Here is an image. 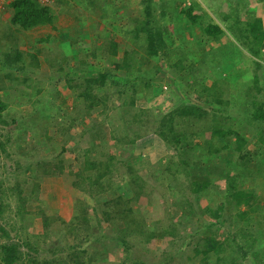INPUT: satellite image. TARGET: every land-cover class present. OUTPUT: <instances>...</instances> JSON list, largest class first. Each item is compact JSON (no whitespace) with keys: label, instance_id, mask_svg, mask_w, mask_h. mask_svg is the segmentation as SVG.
Instances as JSON below:
<instances>
[{"label":"trees","instance_id":"1","mask_svg":"<svg viewBox=\"0 0 264 264\" xmlns=\"http://www.w3.org/2000/svg\"><path fill=\"white\" fill-rule=\"evenodd\" d=\"M56 1L61 3L64 0ZM119 1L121 10L118 8L116 15L109 13L104 20L112 21L117 18L119 21L124 16L125 10H129L133 16L136 14L132 10L131 0ZM146 1L151 3L153 0H141V3H147ZM232 1L235 13L227 18L222 15L221 22L224 25L215 23L198 2L192 1L186 7L180 6L181 4L178 3V12L185 17V21L191 26L197 25L200 29L201 38L197 37L199 40H193L187 49V46L183 48L179 46L180 44L175 46L173 35L166 29L165 22L175 16V14L173 15L174 9L163 10L160 18L157 15L149 18L144 14L137 18L138 21L134 27L126 32L132 35L134 47L137 46L139 50L145 52L148 63L147 65L139 64L138 70L143 71L140 79L129 80V75L133 74V72H129L123 79L122 87L117 90L120 96V98L118 97L120 105L131 116L126 124L118 127L121 134L115 138V141L120 146V150H123L124 146H134L135 151L141 155L120 159L116 166L103 153L91 158L88 150H83L80 155L77 154L74 157L76 163L80 164L79 169L75 171L63 159L69 148L66 136L72 131L71 127L76 124L75 116L85 114L86 117L91 116L95 107L107 109L109 97L106 91L103 92L101 88L105 85L110 74L98 72L94 76L87 77L84 74L80 75L77 71L69 70L71 68L69 61L81 57L77 54L55 56V64H47V55L51 56L50 52L52 51L49 49L50 47L46 46L47 39L43 36L33 38L35 45L32 50L27 51L26 42L32 37L26 32L47 26L55 29L53 26L56 16L50 6L43 5L37 0H13L8 7L11 10L10 27L4 34L1 33L2 37H0L6 41L8 48L3 53L0 62V68L7 69V72L2 74L3 79L6 83L14 84L19 80L20 74L31 72V76V74L41 71L43 64L46 63V71L40 75H43L45 80H50L47 72L57 73L60 78L66 81L67 88L75 93L70 103V113H67L70 122L61 127L63 131L61 135L54 136L53 141L49 142L51 157L37 155V159L34 161L32 160L34 152L30 150L24 152L26 157L23 155L22 165L28 164L36 169L32 179L37 181L43 176L60 179L65 186L64 191L72 193L73 190H77L88 195L93 203V212L96 208H105L110 205L118 208L119 202L126 203L129 207L130 203L137 201L139 197L151 196L149 184L143 178V173L138 170L141 169L139 168L141 165H144L143 162H146V170L159 185V192L173 193L180 199L193 196L205 212L211 210L206 204L213 201L214 196L217 195L215 186L219 181H226L234 189V193L225 197L224 204L218 209L216 208V211L224 209L232 215L237 212L234 216L243 222V232L239 233L242 228L236 232L243 243H237L235 234L229 235L232 242L237 243L234 245L237 257L245 260L248 255H251L257 262L256 264H264V240H258V237L249 231L254 217L260 218L264 223L263 207L259 206L263 201L258 196L254 199L255 204L249 202V197L253 194L254 189H252L253 191L246 190L245 184L242 182L243 177L248 178L251 175L246 163L250 160L251 155L249 154L250 146L247 145L250 136L256 137L253 145L256 143L258 166L264 167V76L258 73L264 63L257 60L260 50L263 48L264 30L261 25L253 22L256 14L253 9L254 0ZM87 3L91 5L93 13H96L97 10L98 14L100 13L99 0H87ZM133 4L135 5L134 2ZM224 6L225 4L220 5V9H224ZM237 7L242 12H239ZM102 8L104 9V7ZM248 8L254 10V14L253 11L249 12ZM244 11L245 18H242L240 14ZM160 19H162V27L158 22ZM100 22L92 21L89 26L98 29L102 27ZM224 30L247 47L248 53L252 57L249 62L245 63L246 60L244 62L239 57L231 56L229 49L226 51V44L229 43L230 48L231 39H228ZM68 34L62 32L58 35V47L60 42H67L70 45L77 43L75 36L69 32ZM73 34L78 36L81 32L78 29ZM136 41H142L145 46L135 45ZM118 50V43L114 39L110 40L109 55L117 56ZM125 52L127 53V51ZM163 58L174 78L171 82L176 83V86L179 85L176 81L177 77L180 74H188L187 82L190 84L195 100L192 102L191 99L185 97L167 113L154 116L149 106L146 109L136 107L137 96L143 93L136 88L137 82H139L138 85L143 84L147 93L160 87L161 79L158 77V70L161 68L159 63ZM126 65H128V60L124 58L120 64L115 66L125 69ZM251 65H253V69H251ZM201 67L203 68L202 72L196 75ZM206 71L212 73L213 78L204 75ZM41 82L38 83L42 84ZM168 86L170 87V85ZM169 90L172 94L177 95L175 90L172 91L171 88ZM197 100L202 101V104ZM233 113H236V116ZM15 122L16 120L9 116L8 104L0 99V132ZM229 122H232V125ZM98 123L100 124V121ZM93 128L96 129L97 125ZM148 133L154 134L157 140L149 139ZM99 138L100 136H98V140ZM204 138L206 141L201 144V140ZM11 139V133H0V148L3 150V156L7 158L10 157V153L4 151L3 147ZM141 139L144 140L143 144L137 146V141ZM147 141H156L157 146L162 148L163 145L170 154L166 158L161 157L162 159L156 160L154 153L145 152ZM99 142L105 143L106 140L100 139ZM35 149L37 150V148ZM185 149L189 151L190 155L196 153L198 158L186 160ZM252 157L251 159H253ZM218 162L224 167H220ZM21 163L15 161L17 174L21 172L19 171ZM203 163L217 165L216 167L221 168L223 173L216 172V176H212L208 172L203 173ZM3 167L6 169V165L3 164ZM263 170L258 171L252 180H254L253 183H256L258 182L255 180L256 178L261 179V184L260 182L258 184L264 191ZM114 171L120 174L118 180L113 178ZM20 179L25 180V177L20 174L19 179L14 180L8 187H3L4 189L0 187V222L4 219L3 214L10 207L7 203L10 198L16 202L15 215L21 221L23 213L31 212L28 210L29 208L27 209L26 201L28 200L23 195L24 191L31 187V183H27L28 181L25 180L26 187L24 185L21 187ZM126 189L131 192V195L125 196ZM160 199L166 206V195L162 194ZM71 206V200H62L60 209L64 213L71 209ZM242 206L244 210H240ZM87 208L88 205L84 208H74L72 217H64L66 221L60 219L61 216L54 217L53 221H49V217H43L40 234L31 233L27 225H21L22 236L11 238L7 229L0 225V264H98L97 262H101V264H143L140 259L132 260L133 244L131 240L134 237H139L143 242H146L156 231L149 227L141 228L134 219V221L125 220L123 230L118 231L115 226L113 230H116L117 236L112 238V242L117 241L116 249L122 250L124 256L119 263L110 262L107 261V257L110 258L108 245L92 249L87 246L91 244L97 246L96 243L101 240L104 241L103 244H109L104 235L99 238L97 231H101L100 225L113 220L115 215L112 212L110 214L104 212L102 218L95 217L94 222L98 227L95 232V228L90 224L91 218ZM130 211L133 210L130 209ZM212 218L219 219L220 215L215 213ZM176 224V222L165 223L158 239L168 240L169 237H175ZM261 229L264 231L262 227ZM193 237L190 236V238ZM4 238L6 240H3ZM190 238H187L186 245H184V247L191 245L187 252V262L226 264L230 259L225 255L227 249L224 242L217 243L215 240L201 237L191 244ZM259 241L262 244L261 248H255ZM231 246L232 243L228 246V254ZM237 257L233 256L230 260Z\"/></svg>","mask_w":264,"mask_h":264},{"label":"rangeland","instance_id":"2","mask_svg":"<svg viewBox=\"0 0 264 264\" xmlns=\"http://www.w3.org/2000/svg\"><path fill=\"white\" fill-rule=\"evenodd\" d=\"M105 1L99 0L98 9L100 13L98 14V10L96 13L91 11L92 7L87 3V0H64L61 3H57L56 0H50L47 6H50L56 16L53 26L55 29L47 26L26 32L32 37L31 40L26 42L27 51L32 50V47L35 45L33 38L43 36L47 39L46 46L50 47L49 49L52 51L50 52L51 56L47 55V64H55V56L60 57L77 54L81 57H76L69 61V66H71L69 70L77 71L80 75L84 74V76L87 77L94 76L98 72H108L110 74L105 85L101 88L103 92L106 91L109 97L107 109L103 110L102 107H95V109L92 110L91 116L86 117V114L83 116H75L74 119L76 124L74 127H71L73 128L72 131L66 136V140L69 141V148L64 154L63 159L64 162L70 165L75 171L79 169L80 164L76 163L74 157L77 154L80 155L83 150H88L91 158L97 157L100 153H103L105 156H108L111 162L116 166L117 161L120 159H129L133 155H141L135 151L136 148L134 146H124L123 150H120V146L115 141V138L119 137L121 134L120 128L118 127L126 124L131 116L126 113L125 109L120 105V100H118L120 96L117 90L122 87L123 79L127 77V73L129 72H133V74L129 75V80L140 79L143 71L138 70L139 64L143 63V65H147L148 63L145 52L139 50L137 46L134 47L132 35L126 32L134 27L138 21L137 18L141 14L149 18L153 17V15H157V17L160 18L163 10L174 9L173 15L175 14V16H172L173 18H171L170 21L167 20L165 22L166 29L173 35V43L175 46L180 44V47L185 48L187 46V49L193 40H199L197 37L201 38L199 34L200 29L197 25L191 26L185 21V17L178 12V3L181 4L180 6L186 7L192 1L198 2L209 14L211 19L215 23H220V25H224V23L221 22L222 15L227 18L235 13V6L232 0H181V2L180 0H153L151 3L146 1L147 3L144 4L141 3V0H131L132 10L136 12L134 16L129 10H125L122 19L118 21L117 18H114L112 21H109L108 19L104 20L106 15L109 13L116 15L120 6L118 1L108 5L105 4ZM255 1L259 7L264 6V0H254V2ZM224 4V9H220V5L222 6ZM102 7H104V9ZM238 9L240 8L237 7V10ZM248 10L249 12L253 11L254 14V10L249 8ZM238 11L242 12L240 10ZM10 16V10L0 13V35L1 33L4 34L7 28L10 27ZM240 16L245 18V11L240 14ZM92 21H101L102 27L98 29L91 28L89 24ZM253 21L255 20L253 19ZM158 22L162 27V19H160V21L158 20ZM78 29L81 34L77 36L73 34V32ZM224 31L225 34L228 35V39H231V46L229 48V43L226 44V51L229 49L231 51V56L239 57L244 62L246 60L245 63L249 62V59L251 60L252 57L248 53L247 47H245L242 42L240 43L235 38L231 37L226 30ZM62 32H66L67 34L69 32L75 36L77 43L70 45L67 42H60V46L58 47L57 37ZM0 37H2V35ZM113 39L119 46V54L117 56H111L108 53V45L110 40ZM135 45L141 47L145 46L142 41H136ZM196 45L198 46V44ZM262 49L257 60L264 63V50L262 51ZM7 50L6 41L0 38V62L3 53ZM125 51H127V53ZM95 55L96 57H94ZM124 58L128 60L126 68L121 69L116 67L115 65L120 64ZM46 63L43 64L41 71L39 70L37 73L31 74V76V72L20 74L19 80L14 82V84L5 82L2 74L7 72V69L0 68V99L8 104L9 116L16 120L14 124L9 125L5 130L1 131L3 134L11 133L12 139L3 147V149H5L4 151L10 153L9 158L3 156V150L0 148V187H8L14 180L19 179L20 174L25 177L26 182L28 181L27 183H31V187L23 193L28 200L26 201L28 204L27 209L29 208L28 210L31 212L23 213L22 221L15 215V200L10 198L7 201L10 207L3 214L4 219L0 222V225L7 229L9 236L11 238L22 236V233H20L21 225H27L31 233L40 234L42 232L41 221L43 217H49V221H53L54 217L61 216L62 218L60 219L65 220L64 217H72L74 208H84L88 205L87 209L90 215L89 217L91 218L90 224L95 228V232L98 228L94 222L95 217H101L104 212L108 214L112 212V214L115 215L113 220L102 223L100 225L101 231H97L99 238L104 235L105 240H107L109 244H103L104 241L101 240L96 243L97 246L94 244L87 246L89 249H92L108 245L110 258L107 257V261L119 263L123 259L124 253L122 250L116 249L118 243H116L117 241L112 242V238H116V230H123L125 220L127 219L137 221L141 228L149 227L152 228L153 231H156L151 234L150 240L144 238V240H147L146 242H143L141 240L142 238L140 239L139 237H134L131 240L133 244L131 250L132 260L140 259L143 264H196V262H187V252L191 245L189 244L186 247H184V245H186L187 238H190V236H194L190 238L191 244H193L194 240H199L201 237L215 240L217 243L224 242L227 249L225 255L229 256L230 259L233 256L237 257L234 245L243 242L240 236L236 235V232L239 228L243 227V222L234 216L237 212L232 215L224 209L216 211V208L218 209L224 204L225 197L234 193V189L231 188L226 181H219L215 186L217 195L214 196L213 201L211 200L206 204L211 210L205 212L204 208L194 200L193 196L180 199L179 196L173 193L167 194L161 191L159 192V185H157L156 180L151 177L150 172L146 170V162H143L144 165L138 166L141 168L138 170L140 173H143V178L148 182L149 193H152L151 196L139 197L137 201H132L129 207L126 203L119 202L118 208L115 206L111 207L110 205L105 208H96L93 212V203L90 197L77 190H73L70 195L72 203L71 209L67 212H62L60 206L63 200V193L66 192L63 190V188H65L63 182L60 179H54L52 176H43L41 179L35 181L32 179V176L35 174L36 169L28 164L22 165L21 163L23 155L26 157L24 152L29 150L34 152L32 158L34 161L37 159V155L50 158L52 154L51 149L48 147L49 142L53 141L54 136L61 135L63 133L61 127L67 124V122H70V117L67 113H70V103L75 93L67 88L66 81L60 78L57 73L50 74L47 72L50 80H45L46 78L40 75V73L46 71ZM159 64L161 67L160 70H158V77L161 79L160 87L156 90L154 88L147 93L145 92L143 84L138 85L139 82H137L136 88L143 92L137 96L138 103L136 107L146 109L147 106H149L154 116L167 113L176 103L183 100L185 97H188L189 100L191 99L192 102L195 100L190 84L187 82L188 74H180L176 80L179 85L176 86V83L173 84L171 82L174 78L166 67L165 59L163 58ZM201 68L199 70L197 68L198 72L196 75L202 72L203 68ZM253 68V65H251V69ZM144 69H146V67H144ZM258 73L264 76V66L260 67ZM211 74L212 73L207 71L204 72V75L207 77L211 76ZM211 77L213 78V76ZM40 81H42V84L38 83ZM168 85H170V87ZM169 88H171L172 91L175 90L177 95L172 94ZM197 101L199 102L200 100ZM199 103L202 104V101ZM233 115L236 116V113H233ZM150 119L148 120L153 123ZM99 121L100 124L98 123ZM229 124L232 125V122H229ZM95 125H97V128L92 129ZM98 136H100L99 140L104 139L106 142H99ZM148 136H150L149 139L157 140L152 133H148ZM143 141V139L138 140L137 146H141ZM205 141V138L202 139L201 144L205 143ZM254 141H256V137L250 136L247 144L250 146L249 148L251 150L249 154L251 155L249 158L250 160L246 161V163L251 175L248 178L243 177L242 182L245 184L246 190L254 189V191L252 190L253 194L249 197V202L255 204L256 201L254 199L258 196L262 198L263 203L259 206L262 205V214L264 215V191L260 185L262 181L256 178L255 180H258V182L261 181L260 184H258V182L253 183L254 180H252L258 171L264 169V167L258 166L259 161H257L256 156L257 148L255 145L256 143L253 145ZM146 143H148V145L146 146L145 152L148 154L154 153L156 160L161 157L166 158L170 154L168 150L164 149L163 145L162 148L157 146L156 141H147ZM35 148H37V150ZM186 150L187 149H185L186 160H189V158L194 160L198 158L196 153H191L192 155H190L189 151ZM251 157L253 159H251ZM15 161L20 162L22 165L19 170L21 172L18 174L15 172ZM3 164L6 165V169L3 167ZM218 164H220V162H218ZM202 165L203 173L208 172L212 176H216V172L223 173L221 168L216 167L217 165H212L210 163H203ZM220 167L224 166L220 164ZM119 176L120 174L114 171L113 178L118 180ZM25 180L20 179L19 182L22 183L21 187H23V185L26 187V184H24ZM123 183L125 182L123 181ZM124 193L125 196L131 195V192L127 189ZM162 194L166 195V206L160 199ZM130 209L133 211H130ZM240 210H244V207H240ZM215 213L220 215L219 219L212 218ZM170 222L177 223V233L175 237H169L168 240H162V238L158 239L162 233V226ZM256 225L264 229L263 221L258 217H254L251 227H249V231L254 236L255 230L252 227H256ZM115 226L118 229L113 230ZM15 232L18 233L15 234ZM242 232L243 228L239 233ZM230 234L236 235L237 243L232 242V238H229ZM3 240L6 239L4 238ZM99 243H101V245H99ZM231 243L232 246L229 247L228 254V246ZM261 246V241H259L258 246L255 245V248H261ZM256 252H258V250H256ZM230 259H228L227 263H229V261L234 264L257 263L251 255H248L245 260L239 257L232 260ZM97 263L101 264V262Z\"/></svg>","mask_w":264,"mask_h":264},{"label":"crops","instance_id":"3","mask_svg":"<svg viewBox=\"0 0 264 264\" xmlns=\"http://www.w3.org/2000/svg\"><path fill=\"white\" fill-rule=\"evenodd\" d=\"M116 1H118V4L120 6L121 3H120L119 0H106L105 4L108 5L110 3H116ZM255 3H256V1L254 2V6H255ZM253 9L255 10V13H256L254 18H253L255 20V21H253L254 24L261 25V27L264 30V6L259 7V5L256 3V6L253 7ZM263 50H264V39H263V49H262V51ZM117 54H119V50H118ZM70 195H71V193H69L67 191L64 192L63 193V200H71L70 199ZM252 228H254V230H255V237H258V240H264V235H261V234H264V231H262V229L258 225H256V227L254 226ZM226 264H234V263L230 262V263H226Z\"/></svg>","mask_w":264,"mask_h":264},{"label":"built area","instance_id":"4","mask_svg":"<svg viewBox=\"0 0 264 264\" xmlns=\"http://www.w3.org/2000/svg\"><path fill=\"white\" fill-rule=\"evenodd\" d=\"M13 0H0V12L5 11L8 8V5ZM39 3L43 5H49L50 0H37Z\"/></svg>","mask_w":264,"mask_h":264},{"label":"clouds","instance_id":"5","mask_svg":"<svg viewBox=\"0 0 264 264\" xmlns=\"http://www.w3.org/2000/svg\"><path fill=\"white\" fill-rule=\"evenodd\" d=\"M12 2V1H11ZM10 2V3H11ZM8 7H9V5H8ZM8 10H10V8H7L5 11H8ZM4 12V11H3ZM3 12H0V13H3ZM10 13H11V10H10ZM261 51V50H260ZM260 54V53H259ZM227 263V262H226Z\"/></svg>","mask_w":264,"mask_h":264}]
</instances>
